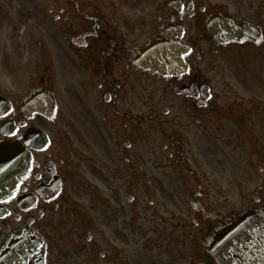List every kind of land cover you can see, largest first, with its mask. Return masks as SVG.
I'll use <instances>...</instances> for the list:
<instances>
[{
    "label": "flooded vegetation",
    "instance_id": "af4514ba",
    "mask_svg": "<svg viewBox=\"0 0 264 264\" xmlns=\"http://www.w3.org/2000/svg\"><path fill=\"white\" fill-rule=\"evenodd\" d=\"M152 43L164 46L157 57L146 56ZM32 91L78 116H43L34 110L45 112V97L23 104ZM240 91L264 92V0H0V144L29 154L15 187L3 192L0 175V264H150L147 154L159 157L149 183L160 192L149 248L188 229L199 244L182 263L216 264L205 237L243 210L264 213L246 116L264 101ZM32 128L44 134L26 136ZM216 168L238 209L209 205ZM179 172L191 178L180 217Z\"/></svg>",
    "mask_w": 264,
    "mask_h": 264
},
{
    "label": "rangeland",
    "instance_id": "374dc122",
    "mask_svg": "<svg viewBox=\"0 0 264 264\" xmlns=\"http://www.w3.org/2000/svg\"><path fill=\"white\" fill-rule=\"evenodd\" d=\"M239 94L243 97L240 100L256 101V102L257 101L260 102L261 100L264 101V92L257 93L256 95L254 93L240 91ZM219 100L239 101L238 99L232 98L230 93H221ZM254 106L255 108L253 110H250V108H246L247 111L246 116H250L254 119L252 125L248 127H251L252 130L250 132H253L252 146H253L254 156L252 159L254 160L256 166V165H264V106H260V105H254ZM78 114L79 113L76 110V108H61L58 110L56 117L69 118L72 120V118L78 116ZM146 127L147 129L153 128L152 125L149 124H147ZM146 137L151 138L154 137V135L149 134ZM153 143L154 140L151 138L149 139L147 144H153ZM245 158L246 155H243L241 160V167H240L242 172L245 171L244 167L245 166L247 167L246 163L244 162ZM158 159L159 157L156 158L155 156H152L150 154H147L145 156V169H146V181H147L144 188L145 199H146L145 218H146V231H147L145 260L147 263L150 264H152L151 262H154V260H158L162 264H168L169 255H171V252L175 251L176 256H174L173 260H176L177 264H187V263H182V261L188 260L187 253H185V251L187 250L188 246L191 245L198 246L199 244L198 240L190 235L188 229H183L182 231L181 230L182 228L178 227L177 237H168L167 241H163L166 237L162 238L163 242H161V248L159 249L157 247L149 248L150 246H148L154 244V242H152V240L154 239V237L152 236L153 234L152 232L151 233L148 232V228L151 230L154 228L156 219H158V212H159L157 205L159 202L158 195H160L159 194L160 192H158V189L155 188L156 184L149 183V181L155 182L156 180L153 164H155V161H157ZM251 171L254 173L255 167ZM178 176L179 178L177 177L175 184L177 186L178 196L182 198L180 199V201L176 202L175 204L176 206L175 214H177L178 217H180L186 213H189V205L187 204V198L189 192L191 191L190 188L191 178L188 175H185L183 178H180L181 176L180 172ZM228 176H229L228 172L221 173L218 172V169L216 168L214 173H209V179L206 180V184H209L208 193L210 194V196L216 194L217 197V198L210 197L209 200V205L211 206L213 212H218V211L225 212L227 210L238 209L240 207L239 191L236 190L233 186H229V183L227 182ZM218 179L220 186H218V184L216 183L218 182ZM220 189H222V191ZM249 191L251 192V194H253L252 188L249 185L248 186L245 185L241 189L242 194H245ZM135 204H137V201ZM162 245H170L171 250L165 248V246Z\"/></svg>",
    "mask_w": 264,
    "mask_h": 264
},
{
    "label": "water",
    "instance_id": "95a60500",
    "mask_svg": "<svg viewBox=\"0 0 264 264\" xmlns=\"http://www.w3.org/2000/svg\"><path fill=\"white\" fill-rule=\"evenodd\" d=\"M163 49L162 45L149 44L146 56L149 57L151 52L158 56ZM40 94L37 91L32 99H37ZM47 98L50 103L45 108V116H52L55 112L52 95L45 92V100ZM37 110L43 112L40 108ZM26 161L27 155L21 145H0V173L4 190L11 187L15 177L23 173ZM204 245L218 264H264V215L260 211L243 212L234 221L207 237Z\"/></svg>",
    "mask_w": 264,
    "mask_h": 264
}]
</instances>
